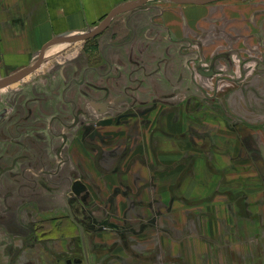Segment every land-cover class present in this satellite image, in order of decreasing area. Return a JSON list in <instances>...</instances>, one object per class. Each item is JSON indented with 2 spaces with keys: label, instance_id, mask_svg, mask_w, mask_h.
I'll return each mask as SVG.
<instances>
[{
  "label": "crops",
  "instance_id": "obj_1",
  "mask_svg": "<svg viewBox=\"0 0 264 264\" xmlns=\"http://www.w3.org/2000/svg\"><path fill=\"white\" fill-rule=\"evenodd\" d=\"M135 1L138 0H0V73L7 74L29 65L43 54L55 38L90 31L116 7ZM111 26L112 36L106 43L111 48L107 57L111 58L113 71L96 70V83L111 87L116 94L127 87L129 94L138 100L137 105L130 106L133 110L128 117L120 116L117 128L112 126L115 135L125 132L128 120L141 118L142 112L152 120L157 109L151 104L153 98L174 95L196 97L200 95V88L214 95L215 75L233 74L240 71L241 66L247 70L253 57L264 60V0H217L204 4L151 0L146 5L117 14L99 35ZM82 41L86 40L73 44ZM194 67L204 71L214 69L215 73L199 77L194 74ZM116 73L117 80H111L109 75ZM223 85V88H217L218 97L234 94L229 92L227 84ZM247 87H250L249 84ZM251 90L262 91V88L261 85L254 86ZM175 91H178L177 94ZM220 109L223 110L222 107ZM179 122L172 126L179 130L173 135V138L179 139L178 143L173 144L172 138L166 136L161 152L175 154L182 161L186 155L198 156L194 160L195 173H181L189 179L176 182L174 189L177 192L180 188L184 197L195 199L203 196V189L200 188L202 178L209 175L215 177L214 170H223L224 164L217 162L219 150L213 147L215 144L208 143L207 151L201 148L204 144L198 138L201 135V139H207L206 132L195 130L191 121L187 122L186 130H180ZM150 126L147 127L149 132ZM132 128L133 125L130 130ZM261 129H264L263 124L257 126L254 136H244L241 142L248 146L251 141L264 148L263 139L256 135ZM147 133L144 152L150 154L152 134ZM241 142L236 161L245 167L252 165V175L257 180V175L263 178L264 175L257 169L260 162L264 163V155L259 158V163L243 157L246 148ZM189 143L192 150L187 148ZM184 144L187 146L185 150L181 148ZM229 149L233 154L235 149ZM138 150L136 141L130 153L137 151L139 154ZM187 151L191 154L188 155ZM207 160H210L212 168L207 165ZM201 161L204 167L199 173ZM183 167L184 163H181L175 171L183 172ZM238 177L236 185L219 186L209 192L210 195L218 190L229 198L236 196L240 199L239 210L242 211L239 216L219 215L202 223L208 226L206 232L211 241H215V247L209 245L210 248H202L201 240H196L193 234L169 239L167 233L156 234L157 237L147 234L153 236V241L158 238V243L152 242L155 245L137 237L132 242L130 240L126 247L118 229L102 227L113 232L105 233L98 228L85 230L82 234L73 231L76 224L71 219L51 216L54 207L42 208L40 205L38 211L28 205L25 209L38 214L34 220L22 215L19 217L17 210L1 212L3 205L0 202V264H264V186L248 185L247 173L243 172ZM12 181L7 180L0 186L2 192L13 189ZM166 191L169 193L170 190ZM11 200L16 207V198ZM131 203L134 214L137 203ZM224 203V200H219L215 205ZM138 207L141 208L139 204ZM136 215L132 218L112 217L110 221L132 226L147 221L146 213L144 216L136 211ZM57 223L58 231L55 230ZM36 224L41 231L25 233V226L35 227Z\"/></svg>",
  "mask_w": 264,
  "mask_h": 264
},
{
  "label": "rangeland",
  "instance_id": "obj_2",
  "mask_svg": "<svg viewBox=\"0 0 264 264\" xmlns=\"http://www.w3.org/2000/svg\"><path fill=\"white\" fill-rule=\"evenodd\" d=\"M112 30L113 26L107 29L106 33H103L104 35L101 34L77 44L58 45L52 50L46 62L33 74L18 83L0 89V134L3 131L5 133L3 136L8 138L7 148L12 146L10 138L16 137L22 131L31 132L35 130L36 126H40L41 136H47L44 128L47 127V122L53 115H61L66 122H69L72 121L75 110L83 109L87 111V116L83 117L85 122L100 117V115L96 116L93 113L87 102L86 94L92 92L94 97L102 96L103 92L91 87L92 85L100 86L96 83V72H99V69L105 71L112 69L113 71L111 58L107 57V52L109 53L111 48H108L109 46L106 43L111 39ZM252 61L247 70L241 66L240 71L233 74L222 72L221 75H215L214 95L200 88V95L196 97L174 95V97L153 98L151 104L157 106V109L152 115V120L148 114L142 112L141 118L128 120V123L124 126L126 133L122 131L120 135H115L113 132L112 128L115 126L117 128L120 123L119 118L116 117L114 125L95 130L94 134H97H92L93 137L89 134L88 138L81 139L80 130L71 135L66 152L69 153L72 160L67 167L69 170L79 172L80 178L88 185L87 191L82 193V196L85 195L83 204L87 213L98 222L105 218L111 219L113 217L115 219L119 216L136 217V211L144 216L146 213L147 221L140 225H120L118 231L121 232L126 247L130 240L132 242L137 237H143L148 240L146 243L151 242V245H155L158 243V238L157 242L153 241L152 238L161 233H167L169 239L187 237L193 234L196 240H201L202 248L215 247L213 244L215 241L212 242L206 232L208 226L202 223L208 221V218L212 220L219 215L228 217L235 214L239 216L242 215V211L239 210L240 199H236V196L231 195L229 198V196L223 195L224 193H220L218 190L211 192L209 195L210 190L219 186L236 185V180L240 178L238 176L243 172L249 176L247 179L248 185L259 184V186H264V176L261 178L257 175V178L259 177L258 181L252 175L251 168H254L252 165H246L245 167L243 163L240 164L236 161L237 149L240 146L239 142H243L244 136H254L257 126L264 125V60L253 57ZM17 70H11L7 74L6 72L0 73V80L5 79L6 76H12ZM210 70L212 71L208 72L215 73L214 69ZM193 71L199 77H202L200 72H207L196 67ZM82 79H84L82 85L75 82ZM193 83L195 86L196 80ZM222 83L227 84L229 92L234 94L218 97L217 90L224 87ZM248 84L250 87H247ZM260 85L262 91L251 90L254 86ZM177 92L175 91V94ZM67 101L77 102L78 108H75L73 102L70 105ZM119 106V113L127 115V117L128 113L133 110L129 103H122ZM221 107L223 110L220 109ZM20 114L23 119L22 124L19 123L21 122ZM116 114L118 113L116 112ZM3 115H7L6 122L2 120ZM165 117L167 118L164 120ZM161 118L163 119L161 120ZM178 121H181L177 123L181 126L180 130L187 129V122L191 121L195 130L206 132L207 139H201L203 137L201 135L198 138V141L204 144L201 148L207 151L211 143L215 144L216 146L213 147L219 150L217 162L221 161L224 164L223 170H214L217 174L215 177L209 175V177L202 178L200 188L203 189V196L195 199L184 197L180 193V188L177 192L174 189L176 188V182L181 183L184 178L189 179V177L180 175L181 173H186V175L195 173L194 160L198 156L186 155L183 157L184 159L182 158L184 160L182 161L177 159L175 154L166 155L161 152V144L165 142L166 136L172 138L173 144L178 143L179 139L173 138L178 129L172 128ZM132 125L133 128L130 130ZM58 126L62 128L61 125ZM149 126L152 127L150 129L152 134L150 154L144 152V146L146 147L144 138L147 136L145 134L147 131V134H150L149 129L147 130ZM252 127L253 130H251ZM55 130L57 131L59 128L56 126ZM256 135L261 137L264 142V129L257 130ZM211 138L217 139L211 141ZM50 141L52 146L48 149L52 152L60 145L61 139L58 137L51 138ZM136 141L139 146V154L137 151L130 153ZM49 142L41 143V146L47 147ZM249 142L248 146L242 143L246 148V154L242 156L259 163V158L264 155L261 150L263 147L259 146L258 143ZM72 143L74 144L71 146ZM187 146L184 144V147L181 148L192 150L190 143ZM5 148L6 145L0 144V154L7 157L4 153ZM229 148L235 149L233 154L230 153ZM187 152L188 155L191 154L190 151ZM165 156L168 157L165 158ZM11 161L12 159L7 157L1 163L3 166H8ZM52 162L54 168L58 162L57 158L54 159L53 156ZM206 162L210 167V160ZM228 162H231L229 166L227 165ZM181 163H184V171L176 172L175 167L177 168ZM203 167L201 161L199 173L203 172L201 171ZM40 168L42 167L40 166ZM257 170L264 175L263 162L259 163ZM17 171L16 169L14 173L17 174ZM192 172L194 173L192 174ZM230 174H233L232 177L236 176L235 179L229 177ZM17 178L13 173H7L2 177V180L13 179L14 187L12 190H14L18 183ZM39 179L41 182L44 181L43 187H40L39 195L41 207H54L55 210L51 211V216L56 219L59 218L60 212L65 210L68 213L69 201L67 197L72 194L75 195L73 192L71 194V192L66 191L69 185L65 183L62 187H55L50 182V180L56 181L54 178L40 177ZM68 179L67 181L70 182ZM23 183L26 184L27 181L23 180ZM166 189L170 190L169 193ZM244 198L246 199L247 195H244ZM219 200H224L226 203L215 205V202ZM131 201L137 203L134 214ZM138 204L141 208L138 207ZM60 209L61 211L58 212ZM70 218L72 223H75L73 212L70 214ZM58 227L57 223L55 230L58 231ZM73 227V231L79 232L76 225ZM99 229L105 233L113 232L102 227ZM149 233L153 236H148ZM169 247L172 248L170 244Z\"/></svg>",
  "mask_w": 264,
  "mask_h": 264
},
{
  "label": "flooded vegetation",
  "instance_id": "obj_3",
  "mask_svg": "<svg viewBox=\"0 0 264 264\" xmlns=\"http://www.w3.org/2000/svg\"><path fill=\"white\" fill-rule=\"evenodd\" d=\"M39 59V58H38ZM38 59L30 63L29 65L36 62ZM46 62V60H45ZM43 62V64L45 63ZM42 64V65H43ZM27 65V66H29ZM41 65V66H42ZM24 66L23 68L27 67ZM41 66H39L36 70H38ZM18 69L13 73V75L17 72H19L21 69ZM34 70L33 72H35ZM212 71V70H208ZM207 71V72H208ZM31 72L29 75L33 74ZM200 72L204 75H210L213 72ZM10 76V75H9ZM111 80H117L118 74H111L109 75ZM11 77V76H10ZM5 78V77H4ZM6 78H9L6 76ZM25 79L24 77L16 81L15 83L20 82L21 80ZM79 85H82L84 83V79L75 81ZM194 82V81H193ZM13 83V84H15ZM13 84L4 86L2 88L11 86ZM93 89L103 92L102 96L94 97L92 96V92H89V94H86V97L88 98L87 102L89 106L92 108L93 113L97 116L100 115V117L96 120H93L90 122L83 121V117L87 116V111L83 109H77L75 112H73V119L72 121L66 122L61 115H53L51 119L47 122V127L44 128L46 130L47 136H41L40 134V126H36L35 130H32L31 132H20V134L14 138H10L11 148H7L8 146V138L3 136L5 133L2 131L0 134V144L6 145V149L4 150V153L7 155V157H10L12 159L11 164L8 166H3L1 161L5 160L7 157H4V154H0V186L5 182L2 180V177L7 173H13L14 176H17V186L15 190H6L2 192L0 188V202L3 205V209L1 212L7 213L9 211L17 210L19 212V217L25 216L29 219H34L35 216L38 214L30 211L28 209V205L34 206V209L37 208L39 211L40 208V187L42 188L44 185V181H40V177H52L56 181H51L52 185H55V187H62L65 183L68 184V188L66 191L71 192L72 194V185L73 182L77 179L81 180L80 174L77 171L69 170L67 167L69 164V161L71 160L69 153L66 152L67 145L70 142L71 135L76 132L77 130L81 131V139L88 138V135L93 137L92 134H94L95 130L110 126L114 124L115 118L121 116L122 114H116L117 111H119V104L122 103H129L131 106L137 105L138 100L135 98V96L129 94L128 88L124 87V89L120 92L114 93L111 87L109 86H98V85H92ZM1 89V88H0ZM65 91H67L65 89ZM124 98V99H122ZM91 101H96L97 103H106V112L100 114L96 108L91 104ZM70 105L73 102L75 108H78V103L74 101H67ZM37 108V107H36ZM40 108V107H38ZM64 116V115H63ZM3 121H7V115L2 116ZM105 119H111L112 122L107 125H101V122ZM20 124L23 123L22 115L20 114ZM19 124V125H20ZM58 125H61L59 127ZM18 126V125H17ZM59 128V130H55V127ZM43 128V127H42ZM91 129V131H89ZM95 133L94 135H96ZM22 135V136H21ZM60 138V145L56 148V150L53 149L52 152H50V149L48 147L52 146L51 138ZM49 142V146L42 147L41 143L45 144ZM45 146V145H43ZM32 152V155H31ZM1 153V152H0ZM31 155V156H30ZM54 156V159L57 158L58 162L56 163L55 167L53 168V162L52 157ZM40 166L42 168H40ZM67 167V168H66ZM17 171V174L14 173L15 170ZM69 178V179H68ZM72 178V179H71ZM74 178V179H73ZM70 180V182L67 181ZM23 180H26L27 183L24 184ZM22 182L21 184H19ZM85 183V182H84ZM4 185V184H3ZM81 195H69L68 201V213L66 211L59 210V219H71L70 214L73 212V216L75 219V224L79 230L80 233H84L85 230H97L98 228H101L103 226H100V222L102 221H96L93 216H90L87 211L86 207L83 204V197ZM12 198H16V207L11 202ZM10 199V200H9ZM23 209H25L23 211ZM42 209V208H41ZM80 216V217H79ZM35 220V219H34ZM104 220V219H103ZM25 233L34 232L37 233L38 231H41V228L36 224L30 226H25Z\"/></svg>",
  "mask_w": 264,
  "mask_h": 264
},
{
  "label": "water",
  "instance_id": "obj_4",
  "mask_svg": "<svg viewBox=\"0 0 264 264\" xmlns=\"http://www.w3.org/2000/svg\"><path fill=\"white\" fill-rule=\"evenodd\" d=\"M149 1L151 0H138L135 2H130V3H126V4H122L118 7H116L114 10L111 11V13L106 16L102 22L94 29L84 32V33H73V34H67V35H63V36H59L57 38H55L51 44L48 46V48L43 52V54L39 57V59L34 62L33 64L21 69L19 72L15 73L14 75H12L9 78H5L3 80H0V88L13 84L16 81H18L19 79L25 77L26 75H28L29 73L33 72L34 70H36L39 66H41L43 64V62H45V60L49 57V55L52 53V50L57 47L58 45L61 44H73L77 41H81V40H87L90 38H93L97 35H99L100 33H102L109 25V23L111 22V20L119 13L134 9L136 7L139 6H143L146 5ZM176 3H197V4H204V3H209V2H214L217 0H172ZM207 74H209L207 72ZM124 99V98H122ZM91 104L94 106V108L97 109V111L102 114L106 112V103H97L96 101H91ZM112 122L111 119H105L101 122V125L107 126ZM87 191V186L84 182H82L81 180L77 179L73 182L72 185V192L75 195H81L82 193ZM80 217V216H79ZM100 226L106 227V228H112V229H119L120 225L110 221L109 218H105L104 220H102L99 224Z\"/></svg>",
  "mask_w": 264,
  "mask_h": 264
},
{
  "label": "bare ground",
  "instance_id": "obj_5",
  "mask_svg": "<svg viewBox=\"0 0 264 264\" xmlns=\"http://www.w3.org/2000/svg\"><path fill=\"white\" fill-rule=\"evenodd\" d=\"M30 74V73H29ZM29 74L28 75H26L24 78H26L27 76H29Z\"/></svg>",
  "mask_w": 264,
  "mask_h": 264
}]
</instances>
